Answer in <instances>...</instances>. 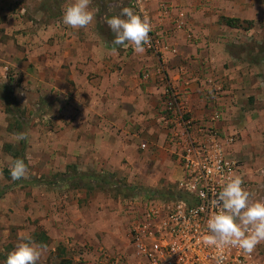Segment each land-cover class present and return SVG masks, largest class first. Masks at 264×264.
I'll return each mask as SVG.
<instances>
[{"label": "rangeland", "instance_id": "374dc122", "mask_svg": "<svg viewBox=\"0 0 264 264\" xmlns=\"http://www.w3.org/2000/svg\"><path fill=\"white\" fill-rule=\"evenodd\" d=\"M225 1L228 3L222 17L240 22L233 30L229 28L231 31L225 36L224 58L219 59V62L223 60L225 72L218 80L219 88L213 86L209 90L214 103L211 113L219 111L223 115L219 127L236 135L232 156L241 163L252 189L264 197V0ZM72 2L0 0V97L8 91L12 94L15 109L19 111L18 120L24 122L22 135L27 141L28 173L23 179H48L64 173L69 165H75L83 173L95 171L108 179L107 183L91 188L81 182H75L79 187L74 183L60 188L14 187L10 168L15 159L11 155L20 149L21 139L16 129H10L16 120L11 108L0 99V192L7 185L12 187L0 198V203L6 199L11 201L14 189L20 187L28 198L35 193L48 199V204L55 201L63 204L62 201L73 197L78 202L77 207L64 212V220L73 232L67 239L77 241L75 246H66L65 235L58 236L60 243L44 247L38 264H79L83 257H93L101 249L129 254L130 210L137 205L141 209L151 196L162 199L161 194L177 192V167L168 152L169 130L163 121L166 116L162 113L164 90L160 92L161 88L168 87L166 76L161 71V77L155 74L153 84L149 79L147 83L151 85L146 84L154 87L159 97L152 115L142 105L147 100L138 103L140 113L136 117L113 115L114 110L107 104L111 101L93 97L99 94L92 85L100 90L102 83H96L91 77L93 74L79 66L85 64V55L67 45L72 47L78 40L99 43L100 38L108 45L106 40L113 33L105 20L119 15L124 2L91 0L89 7L95 16L91 29L95 37L81 35L80 29L74 31L75 35L65 32L64 29L71 27L63 24V11ZM164 29L159 26L158 31L152 28L149 33L151 45L146 50L153 55V64H158V51L166 45L162 44ZM157 40L161 49L155 48ZM133 48L129 44L114 53L133 54ZM233 64L242 71L235 81L228 71ZM108 90L111 91L110 86ZM147 94L154 95L150 90ZM141 121H147V125ZM143 141L147 143L146 149L141 148ZM21 194L18 193L19 198ZM29 226L4 227V212L3 216L0 213V264H4L12 251L8 247L14 249L24 237L30 236L38 243V237L45 231L32 219ZM22 232L26 234L21 237ZM44 243L48 244V240ZM260 260L264 264V247Z\"/></svg>", "mask_w": 264, "mask_h": 264}, {"label": "built area", "instance_id": "2783aa9c", "mask_svg": "<svg viewBox=\"0 0 264 264\" xmlns=\"http://www.w3.org/2000/svg\"><path fill=\"white\" fill-rule=\"evenodd\" d=\"M158 1L122 0L125 7L132 8L142 18L148 15V7ZM158 6L161 19H171L175 30L186 31L185 11L166 1H160ZM167 33L163 30L161 35L166 38ZM156 43L155 48L160 49L161 43L158 40ZM143 77L148 79L149 73H144ZM164 96L162 113L166 115L163 121L169 130L168 152L180 171L176 179L177 192L182 193L186 200L155 199L151 196L141 209L138 207L141 205H137L130 210L129 254L109 253L101 249L93 257L86 255L78 263L216 264L215 257L223 256L222 264H261L264 242L247 253L239 247L217 250L204 241L209 234L207 220L221 210L213 201L229 179L234 176L242 178V187L251 194V203L264 201L261 192L252 189L241 163L232 156L236 135L219 127L218 123L223 118L219 111L200 119L188 109L184 96L171 85L165 88ZM141 148L146 149L147 143H142Z\"/></svg>", "mask_w": 264, "mask_h": 264}, {"label": "crops", "instance_id": "0c3cea01", "mask_svg": "<svg viewBox=\"0 0 264 264\" xmlns=\"http://www.w3.org/2000/svg\"><path fill=\"white\" fill-rule=\"evenodd\" d=\"M160 1L172 3L178 9L187 13L186 31L175 30L171 19L166 18L164 20L159 17L158 3ZM227 3L225 0H159L152 3L148 7L149 13L147 15L152 28L158 31L159 26H164V30L168 31V35L163 42L168 45V48L164 49L165 45L158 51V64H153V55L148 53L147 50L143 55H137L134 52L129 55L122 52L120 54L118 52L114 53L118 48L123 50L127 47H119L112 43H107L108 45H106V43L101 41V38L99 43L78 40L72 47H70L71 45H67V47L75 48L76 50L73 51H80L85 55V64H80L79 66L84 68L85 72H91L93 74L91 77L95 78L94 81L96 83H102L100 90L95 89L92 85L91 88L99 94L98 96L93 95V97L100 101H111V103L107 104L110 110H114L112 112L113 115L121 113L120 117L131 115L136 117L140 113V104L138 103L141 100H147L142 105L145 104L147 110L151 112L159 97L154 93V87L151 86L150 88L147 85L153 84L156 73L161 77L160 73L163 71L168 85H171L178 93L184 96L188 109L192 111L193 115L200 119L207 118L211 110L213 111L214 109L209 90L213 86L216 89L219 88L218 80L222 78L225 72V67L222 64L223 60L219 62V59L221 57L224 58V44L227 42L225 36L233 30L232 27L224 22V19L228 18L222 17L225 14L223 10ZM91 26L92 24L85 28H80L82 34L79 33L95 37L93 35L94 29H91ZM64 30L65 32L68 31L67 34L69 35L76 34L74 32L76 29L69 28V30ZM228 71L231 72L229 76L233 81H235L236 75L239 77L238 73L242 72L236 64H233ZM146 72L149 73L148 79L152 80L151 84L147 83L149 80L144 77L140 79L141 74L143 76ZM85 78L87 79V77ZM94 81L91 80V82ZM107 82H111L112 85L107 84ZM232 85L236 86V84ZM108 86H110L111 91L108 90ZM149 90L154 95H148L147 92ZM163 90L165 89L161 88L160 92ZM110 92L112 93L111 96ZM83 101L85 102V100ZM82 106L85 108L84 104ZM102 106L104 105L102 104ZM141 123L144 126L147 125V121H141ZM143 143L146 142L143 141ZM175 171V176L178 178L180 171L178 168ZM14 191V197L11 201L6 199L5 202L0 203L2 216L4 212V227L15 226V228H19V226L23 225L30 227L29 219H32L34 223H38L42 227L45 231V236L48 238V244L41 246H54V244L60 243L57 240L58 236L63 238L64 235L63 242L66 246H75L77 241L67 239V235H71L73 232L64 220V212H70L71 209L78 206L77 198L73 197L67 201L64 200L62 201L63 204L61 201L55 200V203L48 204L46 203L48 199L36 196L35 193L31 195L32 197L30 196L31 199L28 198L21 187L14 189ZM18 193H22L20 198ZM30 202H32V205ZM114 219L113 222L116 221V218ZM18 231L21 230L19 229ZM24 232L19 233L21 237L26 234ZM78 244L80 245L81 243L79 242ZM8 249L13 251L15 248L8 247Z\"/></svg>", "mask_w": 264, "mask_h": 264}, {"label": "clouds", "instance_id": "9594fccd", "mask_svg": "<svg viewBox=\"0 0 264 264\" xmlns=\"http://www.w3.org/2000/svg\"><path fill=\"white\" fill-rule=\"evenodd\" d=\"M91 0H74L63 11L62 22L73 29L85 28L92 24L95 16L89 5ZM107 27L114 34L112 43L127 47L133 45V52L143 55L150 45L149 33L152 25L147 16L137 15L130 7H123L119 15L107 17ZM19 139L25 137L21 134ZM28 165L23 159H15L10 168L13 181L27 176ZM243 180L234 176L222 187L213 203L221 210L207 220L206 244L222 250L239 247L251 253L255 246L264 242V201L250 202V193L242 187ZM203 195V193L201 194ZM44 247L30 236L23 238L11 251L4 264H38ZM216 264H222L223 256L215 257Z\"/></svg>", "mask_w": 264, "mask_h": 264}, {"label": "trees", "instance_id": "16d2710c", "mask_svg": "<svg viewBox=\"0 0 264 264\" xmlns=\"http://www.w3.org/2000/svg\"><path fill=\"white\" fill-rule=\"evenodd\" d=\"M224 22L232 27V28H236L238 25L237 23L240 22L239 19L236 18H228V19H224ZM103 35V34H102ZM114 34H109L108 39L106 40L108 43H112L113 41V37ZM113 44V43H112ZM0 99L5 102L9 109L11 108L13 114H14V118H16V120H14L15 122H13L12 124H10V129L14 128L17 130V135L20 136L22 134L23 128H24V122L19 121L18 118V110H16L15 108V104H14V99L12 98V94L8 91L6 96H1ZM22 122V123H21ZM25 137V139L21 140L20 142V149L16 150L13 152V154L11 155L13 159H23L26 163V157H25V151H26V145H27V141H26V136L23 135ZM81 182L84 183L86 187H94V186H100L103 183H107L108 179L103 176L100 173H97L95 171L92 172H80L78 171L77 167L75 165H69L67 166V170L64 173H58L53 175L50 178H37L34 179L32 181H27L25 179H21L19 181H15L13 183L14 187L17 186H23V187H54V188H60L63 185H68L71 183H74L76 187H79L76 185V183ZM13 187V188H14ZM12 189L11 186H5L2 191L0 192V198H2L7 192H9ZM177 193V194H176ZM172 193V192H168V193H164L161 194V198L164 200H169V199H174V198H183L186 200V197L182 194V193ZM38 243L40 245H45V241L47 242L48 238L45 236V234H42V237L39 236L38 237ZM64 264V263H63ZM67 264H71L70 262H67Z\"/></svg>", "mask_w": 264, "mask_h": 264}]
</instances>
